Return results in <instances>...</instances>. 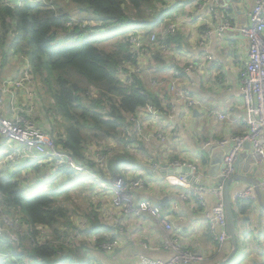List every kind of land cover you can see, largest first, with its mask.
<instances>
[{
    "label": "trees",
    "instance_id": "obj_1",
    "mask_svg": "<svg viewBox=\"0 0 264 264\" xmlns=\"http://www.w3.org/2000/svg\"><path fill=\"white\" fill-rule=\"evenodd\" d=\"M186 1L193 2L0 0V49L3 51L0 68L5 67V59L10 48H13L14 54L20 56L22 71H28L29 75L26 73V76H30L35 85L36 94L45 106V115L49 116L50 130L40 127L39 124L38 126L47 132L59 151L68 154L81 168L98 176L95 181L77 175L79 170L70 166L55 167L53 162L42 163L41 159L34 157L14 164L0 156V229L7 225L10 230L0 232V264L111 262L110 258L121 246L120 234H114V228L100 223L97 219L104 210L100 201L108 197L99 194L101 183L98 181L107 183L116 177L126 180L127 175H119L118 170L132 163L139 164L143 174L152 179V175L148 173L150 167L144 162L133 161L127 152L129 145L141 141L138 133L137 138L136 134H129L132 129L135 130L136 124L143 120L141 112L146 114L148 109H152L154 112L159 111L164 119L167 117L164 120V144L167 145L170 141V149L174 139H180L187 129L190 133L194 129L193 121L197 117H194L193 110L189 118V128H185L181 119L185 113L184 107L178 105L175 115L168 116L167 110L171 105L168 104L165 109L159 95L151 92L141 80L142 74L151 71L153 72L147 78L149 86L151 80L165 84L164 81L170 76L174 79L188 76V79L193 80V77L183 70L188 65L196 69L199 63L193 60L190 44L193 35L189 34L190 39L182 35V18L190 16V31L200 30L203 37L196 36L194 41L203 49L207 41H204L206 25L212 19L208 8L211 6L216 12L218 7L217 3H211L198 10V5L204 4L206 0H195L190 14L187 15L183 10ZM64 5L69 7V10H63ZM227 6L228 8H221L219 5L220 9L217 11L224 20L236 26L229 16L232 9L229 4ZM212 37L216 39L215 36ZM223 38L226 39V36ZM201 40L204 41V46H201ZM102 42H109L108 47L100 46ZM134 45H140L139 50H135ZM165 52L171 53L174 59L169 62ZM182 59L185 62L180 67L177 62ZM147 64L148 66H145ZM174 72L178 75L174 76ZM191 82L193 84H188L186 90L193 97L195 82ZM159 91L162 93V89ZM165 99L168 102L167 91H164ZM171 127H178V132H173ZM2 142L4 139L0 136V143ZM103 143H119L124 153L110 156L114 149L112 145V150L106 149L108 152H104L101 157L103 165L97 166L87 154ZM205 144L204 142L203 149L201 148L203 151L206 150ZM139 149L143 151L142 146ZM166 154H169V150ZM164 156L161 155L164 163L176 160H167ZM195 157L199 158V155L195 154ZM179 160L186 164H196L194 157L184 155ZM205 164L206 159L196 164L199 171ZM11 167L14 168L13 171H6ZM47 170L52 172L49 175L60 178L62 183L53 186L52 181L45 186L48 189L44 190V186L32 185L35 179L32 174L25 175V172L31 171L37 174L36 181L42 182ZM22 173L24 176H19ZM74 173L76 177L70 178ZM155 175L160 184L154 191L164 193L170 190L171 193L167 195L170 200L177 202L172 191L182 186L178 179L173 185L169 179L173 175L167 177L159 172ZM43 183L46 184L45 181ZM132 195L136 200H146L153 206H164L151 191L143 190L141 194ZM253 201L231 203L234 216H244L243 227L250 221ZM169 205L170 203H167V206ZM142 217L155 225L147 214ZM259 228V235L254 241L255 246L261 248V256L264 258V225ZM239 232L236 224L237 237ZM74 236L83 240L72 243ZM244 236L251 237V234L248 232ZM88 239H94L93 243H87ZM113 241H117V246L112 252H106L103 245ZM163 246L164 240L161 249ZM146 248L147 245L145 248L140 245L135 252L139 250L138 253H144Z\"/></svg>",
    "mask_w": 264,
    "mask_h": 264
},
{
    "label": "built area",
    "instance_id": "obj_2",
    "mask_svg": "<svg viewBox=\"0 0 264 264\" xmlns=\"http://www.w3.org/2000/svg\"><path fill=\"white\" fill-rule=\"evenodd\" d=\"M211 3H217V9L219 8L218 0H206L202 5H198V10ZM228 8V6H224ZM214 12L213 7L208 8V14L212 19L206 25L207 31L205 32L204 41H208L215 36L218 41H223V37L228 33H238L246 41V61L240 69L239 83L241 93V106L243 109L242 121L246 126V132L240 136L232 137L229 140L220 142H207L206 148L210 146L223 147L232 143V146L223 155L221 159V170L216 178L214 185H207L206 187L189 182L186 177L197 179L199 175V169L197 163L199 158L194 157L196 164H186L180 160H175L170 163L160 164L159 166L150 167L148 172L152 175V179L147 181L142 176L135 172H128L127 179L116 177L109 182H101L104 190L112 195V206L115 209L122 208V205L127 207V212L123 210L125 215L129 213L138 214L143 212L147 214L151 220L164 230V246L162 249L169 252L170 256L167 260L151 259L145 256L143 253H138V264H203L207 259L196 252L184 250L179 239L174 235L176 234L173 227V218L179 211L178 202L194 201V206H197L201 215L207 221V227L210 233L213 235V240L219 245L229 241V237L226 231L225 210L223 204V188L225 182L236 173L235 165L240 152L244 149V144L248 142L250 144V150L253 162L256 166L264 169V0H256L251 11L247 15V22L245 26H232L228 20H224L220 13ZM212 23H215L212 27ZM209 24V26H208ZM170 29V28H169ZM205 42L207 45L208 42ZM204 44V43H203ZM135 50H139L140 45H134ZM208 61L212 60L211 56L207 57ZM192 65H188L184 68L183 72L190 77L195 71ZM178 73L174 72V76ZM172 78L169 81L171 90H174L175 103L171 105V114L174 112V105L179 104L184 107V116L182 119L185 128H189V118L191 111L198 106V102L189 95L186 88L188 84L192 85L191 79ZM187 79L186 83H179L182 80ZM9 83L0 84V99L5 92L16 90V85H19L15 80H7ZM7 81H3L7 82ZM183 84L182 86H180ZM9 87V88H8ZM21 88V85L19 86ZM177 87L175 90L174 88ZM14 97H10L12 99ZM150 115H154L152 109L147 110ZM19 114V113H17ZM211 119L216 122H224L229 119V113L215 114L214 112L208 113ZM21 115V114H20ZM140 115L146 116L145 112H141ZM157 118V116H155ZM158 120V118L156 119ZM173 132H178V127H171ZM47 132L40 128L38 125L26 124L25 121L13 116L8 120L0 116V136L3 137L4 142L0 143V152L4 156L6 161H10L14 164L27 161V158L34 157L41 159L42 163L53 162L55 167L70 166L79 170L77 175L83 176L97 181L98 176L87 169L81 168L70 158L66 153L59 151L53 140L50 138ZM164 137H161L162 141H166V134L164 130H161ZM161 142V141H160ZM162 143V142H161ZM16 144V146H13ZM164 144V143H163ZM130 150V148H127ZM187 167L190 172L183 176H178V182L185 187L181 192L176 194V201L170 202L167 206L163 207L153 206L146 200L140 201L139 206L135 207L133 204L136 198L132 193L141 194L143 190L152 191V188H157V185L153 180L156 177V173L166 175L167 172L174 170L175 168ZM132 174V175H131ZM168 175V174H167ZM259 188L264 192V180L260 181ZM213 200V205L208 207V199ZM255 199L254 188L247 185L243 190L237 191L232 194L231 200L235 204L237 201H253ZM217 231L214 234V231ZM219 231V232H218ZM117 241L112 243H106L103 245L106 252H112L117 246ZM145 248L146 244H142Z\"/></svg>",
    "mask_w": 264,
    "mask_h": 264
},
{
    "label": "crops",
    "instance_id": "obj_3",
    "mask_svg": "<svg viewBox=\"0 0 264 264\" xmlns=\"http://www.w3.org/2000/svg\"><path fill=\"white\" fill-rule=\"evenodd\" d=\"M237 1V0H236ZM220 5L226 3L230 5L232 12L229 14L230 20L236 26H245L247 22V15L253 7L254 0H241V4L233 3V0H219ZM241 11V14L237 12ZM190 29V24L186 22ZM200 28V27H199ZM200 36L201 32L197 29V34ZM191 34V33H190ZM201 40V44H203ZM194 44V45H193ZM193 60L198 61L200 69L194 74L193 80L195 88L193 98L198 102V106L193 110L195 120L193 121V128L190 133L189 129L181 134L180 139H174L171 149L169 143L164 148V158L179 160L182 156L194 157L199 155V163L202 159H206V164L201 167L200 173L202 178L199 181L200 186L214 185L216 178L221 170V158L229 149V143L226 146H210L203 149V143L212 142L215 140H229L232 137L240 136L246 132V126L242 121L243 109L241 106V93L239 83V71L242 69L246 61V41L238 33H229L226 39L219 42L214 37L208 42L205 48L199 47L192 41ZM201 46H204L201 45ZM212 57V61H206V56ZM201 71H203L201 75ZM187 80V79H185ZM207 112H214L215 114L229 113V119L222 122H216L214 119L210 128L206 127L205 114ZM207 141V142H206ZM169 150V156L166 151ZM183 154H181V151ZM174 153V154H173ZM240 158L237 163L239 172L243 174H253L258 181L264 180V169L256 166L253 162L251 150L243 149L240 152ZM173 156V157H172ZM167 163V162H165ZM168 177V175L166 174ZM216 176V177H215ZM170 182L173 185L177 183V177H170ZM247 185L242 182H235L230 185V195L237 191L243 190ZM185 187L180 186L172 191L174 196L181 192ZM170 190L164 192V198L159 199V203L166 204L172 200L169 198ZM163 201V202H161ZM195 202L189 200L188 202H178L179 211L173 218L174 234L180 241V245L184 250L196 252L203 255L207 261L203 264H217L224 259L231 252V244L229 241L219 245L213 240V235L207 227V221L201 215ZM208 207L213 205V200L210 198L207 202ZM237 210V207H236ZM237 212V211H236ZM250 221L244 224V216L237 214L235 222L238 225L239 234L244 236L250 233L251 237H247V241L253 246L256 245L255 237L259 235L260 225H264V192L261 191V199L257 198L252 202V211L250 213ZM148 220V219H147ZM146 225V224H144ZM219 232V231H218ZM217 231H214L216 234ZM147 239L143 243L147 245L144 250V255L151 259L167 260L170 256L169 252L161 249L163 233L154 226L150 221L148 223ZM120 237V248L110 258V263L106 264H138L136 249L142 243L129 244V240ZM256 252L262 253L260 247H257ZM236 255V254H235ZM247 264H258L257 261L250 259Z\"/></svg>",
    "mask_w": 264,
    "mask_h": 264
},
{
    "label": "rangeland",
    "instance_id": "obj_4",
    "mask_svg": "<svg viewBox=\"0 0 264 264\" xmlns=\"http://www.w3.org/2000/svg\"><path fill=\"white\" fill-rule=\"evenodd\" d=\"M193 2H188L186 1L183 5V10L185 13H187V15L190 14L191 11V7H193L195 0H192ZM219 5L220 2L218 1ZM234 4H236V2H233ZM227 3L225 5H220L221 8H224V6H226ZM63 10H69V7L67 6H63L62 7ZM238 13V12H237ZM223 17V16H222ZM190 16L184 17L182 18V25L180 27H182V35L188 39L191 38L189 36V34L191 33L193 35V38L191 40L194 41L196 36L195 32L190 31V29H187L189 26H187L186 22H189ZM215 23H212V27H214ZM209 26V24H208ZM197 32V30H196ZM188 36V37H187ZM201 37H203V35H200ZM192 44V41H190ZM8 44V41L6 42ZM109 42H102L100 44V46H104V47H108ZM194 45V44H193ZM7 47V46H5ZM13 48H10L9 51V55L8 57L5 59V67L3 69L0 68V79L3 81H7V80H15L18 81L17 83L19 85H16V90L14 91H9V92H5L4 95L2 96V98L0 99V112L2 113V116L6 117V119L8 120L9 118L13 117V116H18L19 119L25 121L26 124L30 125V124H34L35 126H37L38 124L40 125V127H43L46 130H50L49 127L51 125L50 122H48V118L47 115H45V111H44V104L41 102V99L37 96L36 91L34 89V83L31 79L30 76H26V73L28 74V71H22V65L19 62V55L14 54ZM2 50L0 49V59H1V55H2ZM162 52H164L162 50ZM165 56L166 59L170 62L172 61L174 58H172L171 53H167L165 52ZM146 59V57H145ZM145 59L142 60L145 61ZM207 59V57H206ZM176 60V59H175ZM167 61V62H168ZM208 61V60H206ZM184 60H180L178 61V65L180 67H182L184 65ZM149 63V62H148ZM0 64H1V60H0ZM145 64V62H143V65ZM21 65V66H20ZM142 65V66H143ZM145 66H148L145 65ZM153 71L149 72V73H145L142 74V81H144V83H146L149 87V89L151 90V92L156 93L159 95V99L162 102V105L165 109L168 108V104L172 105L175 103V97H174V90H171L170 85H169V81L171 79L170 77H167L165 84L164 83H160L157 82L156 80H151L150 86L148 84V80L147 78L150 76V73H152ZM23 73V75L21 76V74ZM203 71H201V75H202ZM29 75V74H28ZM203 76V75H202ZM125 77V76H122ZM157 82V83H156ZM186 80H182L179 83H186ZM9 81L4 82V83H0V84H8ZM21 85V88L19 87ZM183 84H181L180 86H182ZM9 88V87H8ZM159 89H162V93L159 91ZM175 90L177 89V87L174 88ZM164 91L168 92V102L166 101V99L164 100ZM10 97H14L12 99H9ZM179 104L174 105V112L173 115H175L177 106ZM152 112H154V110H152ZM171 107L167 110L168 116L171 114ZM193 112V111H192ZM19 113V114H17ZM210 112H207L205 114V118H206V127L210 128L212 125L210 123H212L211 119L212 117L209 116ZM23 114V115H20ZM221 114V113H219ZM7 115H11V116H7ZM166 115V112L164 113V116ZM1 116V117H2ZM37 116V119H36ZM141 116V115H140ZM155 116H157L158 120H156L157 118H155ZM191 118V116H190ZM167 119V117L165 118ZM164 117L163 115L159 112V111H155L154 115H150L147 111H146V116L143 117V120L141 119L140 122H138L135 126V130L132 129V132H130L129 134L133 133V135L136 134V138H137V133L139 134V139L141 140L139 143H134L129 145L130 150H128V155L133 158V161L135 162H144L146 163L149 167H153V166H159L160 164H163L162 166L164 167V162L161 159V155H165L164 153V148L166 147V143H164V141H162L161 137H164V135L161 133V130L164 129ZM223 123V122H222ZM236 137V136H235ZM234 137V138H235ZM162 143H161V142ZM216 142H220V140H215ZM215 141H212L211 143H214ZM230 141V140H229ZM111 143H103L100 144L99 147H97V149H92V152L90 154H87V156L90 158V160L96 164L97 166H102V159L101 157L103 156L104 152H108L106 149H110L112 150V145L114 146V149L111 152L110 156H116L117 153H124V150L122 149L121 144L117 143V144H113L109 145ZM13 146H16V144H13ZM142 146L143 151L139 149V147ZM118 148V149H117ZM126 153V152H125ZM115 154V155H114ZM0 156L1 152H0ZM3 157V156H2ZM195 157V156H194ZM1 158V157H0ZM193 158V157H192ZM154 160H157L156 162ZM16 166V165H15ZM14 168L11 167L10 170L6 169V171H13ZM3 172H6L5 170L2 169ZM118 172L120 173L119 175L125 176L128 172H135L137 174L143 175L144 171H142L141 167L139 166V164L137 163H132L131 165H126V166H122L121 168H119ZM52 172H49L48 170L44 173V178L43 180L45 181L46 184H44L40 181H36V177L37 174L32 173L31 171L25 172L26 174H32L35 178L33 180L34 183H32V185L34 187L38 186H44V190H47L48 188L45 186L48 185L50 182H52L51 184H53V186H58L57 184H61L62 182H60V178L58 177H53L51 174ZM48 174V175H46ZM72 175V174H71ZM132 175V174H131ZM199 177L200 180L202 178V174L199 171ZM19 176L23 177L24 174H20ZM76 177L75 173L74 175L70 176V178H74ZM38 178V177H37ZM145 180L147 181V178L144 175ZM79 178H77L78 180ZM48 180V181H47ZM81 180V179H79ZM109 180V179H108ZM199 180V181H200ZM69 182V181H67ZM80 182L85 183V181L81 180ZM100 182V180L98 181ZM103 182V181H101ZM155 183H158L159 181L157 179L154 180ZM100 184V183H98ZM101 183L100 186V192L99 194L104 196H108L106 198H103L101 202V208H104L103 211H101V215H99V217H97L98 221L100 223H103L107 226H110L112 228H114V234L123 236L124 238H126L127 240H129L131 243L129 244H145L143 243L144 240L147 239V232H148V223L149 220L144 219L142 216L143 212H140L138 214H133V213H129L128 215H125L123 213V210L125 212H127V207L125 205H122V208L120 209H115L112 206V195L109 193H105L107 191L103 190ZM160 182L158 183L157 186H159ZM31 186V185H30ZM153 189V188H152ZM105 191V192H104ZM152 193H155L154 197L159 200L164 198V193L160 192V191H154V189L151 191ZM157 192V193H156ZM89 195V194H88ZM144 196V195H142ZM163 202V201H161ZM140 201H135L134 202V206L137 207L139 206ZM128 213V212H127ZM81 218V217H80ZM146 224V225H144ZM5 225V222H4ZM10 225V224H8ZM7 227V225H5ZM1 227L0 232L1 233H5V232H10L9 228L7 227ZM81 227H84V225H80ZM155 227H157L164 236V230L162 227H160L159 225H154ZM12 237H16V236H12ZM73 242L78 243L77 241H82L83 239L78 238V237H73L72 238ZM71 239V240H72ZM95 239V238H94ZM94 239H88L89 242L92 244ZM237 253L236 255L233 257V259L228 263V264H247V262H249L250 259L255 260L258 262V264H264V258L261 256V254L259 252H256L254 250H257L256 246H253L252 244H250L247 241L246 236H242L241 234L238 235L237 237ZM74 243V244H75ZM141 244V245H142ZM138 255V254H137Z\"/></svg>",
    "mask_w": 264,
    "mask_h": 264
},
{
    "label": "water",
    "instance_id": "obj_5",
    "mask_svg": "<svg viewBox=\"0 0 264 264\" xmlns=\"http://www.w3.org/2000/svg\"><path fill=\"white\" fill-rule=\"evenodd\" d=\"M233 2H236L238 5L237 8L240 9V3L241 0H233ZM237 14H241V11H239ZM232 146V143L229 144V148ZM244 149H250V144L246 142L244 144ZM240 155L238 156L235 169L236 173L230 177L224 184L223 188V204H224V210H225V220H226V231L227 235L229 237V242L231 244V252L226 256L224 259H222L220 262L217 264H228L235 254L237 253V235H236V222H235V217L234 213L232 210V200H231V195H230V185L235 183V182H242L245 183L246 185H250L254 188V191L257 195V198L260 200L261 199V190L259 188V181L253 174H241L238 170L237 163L239 161ZM222 159V158H221ZM190 172V169L187 167H180V168H175L174 170H171L167 172L166 174L168 175H173V176H183L184 174H187ZM216 177V176H215ZM186 179L194 184H197L200 180V177H198L196 180L191 178V177H186Z\"/></svg>",
    "mask_w": 264,
    "mask_h": 264
},
{
    "label": "clouds",
    "instance_id": "obj_6",
    "mask_svg": "<svg viewBox=\"0 0 264 264\" xmlns=\"http://www.w3.org/2000/svg\"><path fill=\"white\" fill-rule=\"evenodd\" d=\"M256 194V193H255Z\"/></svg>",
    "mask_w": 264,
    "mask_h": 264
}]
</instances>
